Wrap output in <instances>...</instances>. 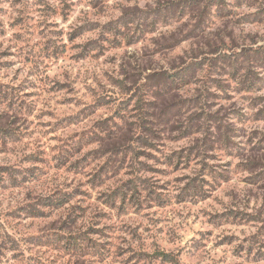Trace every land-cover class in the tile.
Masks as SVG:
<instances>
[{"label":"clouds","instance_id":"clouds-1","mask_svg":"<svg viewBox=\"0 0 264 264\" xmlns=\"http://www.w3.org/2000/svg\"><path fill=\"white\" fill-rule=\"evenodd\" d=\"M0 264H264V0H0Z\"/></svg>","mask_w":264,"mask_h":264}]
</instances>
